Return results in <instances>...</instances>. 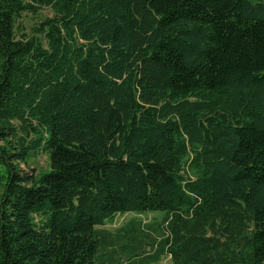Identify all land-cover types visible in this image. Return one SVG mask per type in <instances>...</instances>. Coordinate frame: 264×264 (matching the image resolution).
Listing matches in <instances>:
<instances>
[{
	"label": "trees",
	"instance_id": "obj_1",
	"mask_svg": "<svg viewBox=\"0 0 264 264\" xmlns=\"http://www.w3.org/2000/svg\"><path fill=\"white\" fill-rule=\"evenodd\" d=\"M163 256L264 264V0H0V264Z\"/></svg>",
	"mask_w": 264,
	"mask_h": 264
},
{
	"label": "rangeland",
	"instance_id": "obj_2",
	"mask_svg": "<svg viewBox=\"0 0 264 264\" xmlns=\"http://www.w3.org/2000/svg\"><path fill=\"white\" fill-rule=\"evenodd\" d=\"M53 13L49 8H44L38 14L24 13L17 22L18 36L22 34L34 35L35 28L46 17H52ZM22 168L30 174H41L50 170V160L48 154L40 152L38 156L32 157L27 165L22 164ZM162 220V213L148 212L144 214L127 213L125 215H117L113 222H108L104 226L97 227L99 230H105L117 234L121 228L129 230L134 227L137 232H146L151 236L157 233L153 229L159 225ZM140 225V228L138 227ZM155 264H172L169 256H163L158 263Z\"/></svg>",
	"mask_w": 264,
	"mask_h": 264
}]
</instances>
